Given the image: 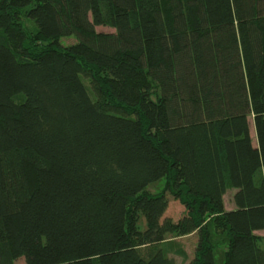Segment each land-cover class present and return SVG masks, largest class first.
<instances>
[{"label":"trees","instance_id":"1","mask_svg":"<svg viewBox=\"0 0 264 264\" xmlns=\"http://www.w3.org/2000/svg\"><path fill=\"white\" fill-rule=\"evenodd\" d=\"M257 232L264 0H0V264H174L193 233L191 264H264Z\"/></svg>","mask_w":264,"mask_h":264},{"label":"rangeland","instance_id":"2","mask_svg":"<svg viewBox=\"0 0 264 264\" xmlns=\"http://www.w3.org/2000/svg\"><path fill=\"white\" fill-rule=\"evenodd\" d=\"M21 27L24 31L25 37L27 38L25 45L33 49L35 46L36 49L41 50L48 45L41 44L35 41L37 35V29L34 24L27 20L25 17L21 20ZM98 32L112 33L114 32L108 27L97 28ZM34 42L37 43L34 45ZM75 43V39L72 37L60 39V45L62 47H68ZM84 86L86 87L91 99L95 101V97L90 89V82L87 79H83ZM250 133L252 135L253 145H256L254 126L251 122L250 124ZM170 179L162 180L156 184L151 185L148 188V191L152 195H161L164 194L167 198V209L163 216V219H169L173 222L179 221L184 216V208L181 204L173 199L169 187ZM168 189V191H167ZM234 192L228 190L224 196V208L225 210H230L232 206L231 198ZM138 227L140 230H144L145 222L142 215L139 216ZM257 240V244L264 249V232H257L254 234ZM165 242L162 245L163 252L165 255L174 261V264H191L196 259V246L198 242L197 233H193L187 236H178V235H168L165 238ZM219 242V241H218ZM216 253H217V262H222V255L224 253V248L221 244L216 243ZM15 264H25L24 259L21 258L15 262Z\"/></svg>","mask_w":264,"mask_h":264},{"label":"crops","instance_id":"3","mask_svg":"<svg viewBox=\"0 0 264 264\" xmlns=\"http://www.w3.org/2000/svg\"><path fill=\"white\" fill-rule=\"evenodd\" d=\"M250 137H251V139H252V135H251V133H250ZM253 143V142H252ZM232 192H234V191H232ZM235 193V192H234ZM233 209V205L230 207V210H232ZM230 210H227V211H230Z\"/></svg>","mask_w":264,"mask_h":264}]
</instances>
